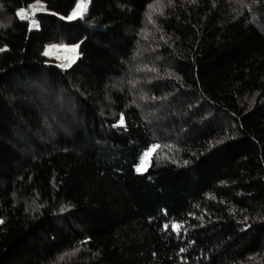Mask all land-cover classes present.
<instances>
[{"label": "trees", "instance_id": "16d2710c", "mask_svg": "<svg viewBox=\"0 0 264 264\" xmlns=\"http://www.w3.org/2000/svg\"><path fill=\"white\" fill-rule=\"evenodd\" d=\"M87 1L0 0V264H264V0Z\"/></svg>", "mask_w": 264, "mask_h": 264}, {"label": "snow or ice", "instance_id": "6c2138e0", "mask_svg": "<svg viewBox=\"0 0 264 264\" xmlns=\"http://www.w3.org/2000/svg\"><path fill=\"white\" fill-rule=\"evenodd\" d=\"M87 11V3L85 2V0H80V3L76 6V11L73 12V14L71 16L68 17V19L72 20V19H76V18H79V17H83L84 13ZM18 15L20 16L21 19H29V15L21 10L20 13H18ZM33 26H38L35 24V21H33ZM79 45L75 46L74 48L72 49H68V51H72V52H76V50L78 49ZM51 51V49L49 50V52ZM49 53L46 52L45 55H48ZM72 63L75 62V57L72 58ZM62 67H70L71 64H68V65H61ZM121 124L124 123V120L123 118L121 119L120 121ZM160 146L157 145L155 147H153L149 152H146L144 154V159L143 161L141 162L140 166L136 169L137 172H144L147 170V167L149 166V162H150V159L151 157L153 156V154H155L157 152V149L159 148ZM3 223V220H0V224ZM166 229L168 227V225H165L164 226ZM181 225L179 224H174L172 225V228L174 231H176L177 233L180 232L181 230Z\"/></svg>", "mask_w": 264, "mask_h": 264}, {"label": "rangeland", "instance_id": "374dc122", "mask_svg": "<svg viewBox=\"0 0 264 264\" xmlns=\"http://www.w3.org/2000/svg\"><path fill=\"white\" fill-rule=\"evenodd\" d=\"M85 2L87 3V8H88L89 2L87 0H85ZM79 3H80V0H79L78 4ZM74 11H76V8H75ZM73 12H72V14H73ZM72 48H74V47L73 46H70V45L53 46V47L50 48L51 49L50 52H49L50 49L48 50V53H49L48 56L54 58L56 61H58L59 63H61L63 65H68V64H71L72 63L71 61H72V58L73 57H75V58L77 57V52L68 51V49H72ZM143 159H144V157L142 158L141 162L143 161ZM141 162L139 163V165L137 166V168L140 166Z\"/></svg>", "mask_w": 264, "mask_h": 264}]
</instances>
